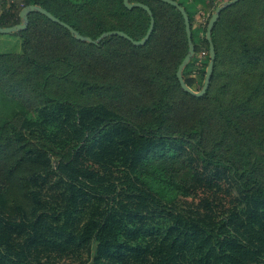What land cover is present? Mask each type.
<instances>
[{"label":"trees","instance_id":"16d2710c","mask_svg":"<svg viewBox=\"0 0 264 264\" xmlns=\"http://www.w3.org/2000/svg\"><path fill=\"white\" fill-rule=\"evenodd\" d=\"M130 1L155 17L144 45L77 39L34 10L10 33L21 51L0 52V264H264V0L222 10L202 96L177 77L181 10ZM177 1L199 91L209 22L202 35ZM33 4L94 40H140L151 23L124 0H0V26Z\"/></svg>","mask_w":264,"mask_h":264},{"label":"water","instance_id":"95a60500","mask_svg":"<svg viewBox=\"0 0 264 264\" xmlns=\"http://www.w3.org/2000/svg\"><path fill=\"white\" fill-rule=\"evenodd\" d=\"M175 6H177L181 12L183 13L184 17H185V22H186V30H187V34H188V42H189V50L186 54V56L184 57L183 61L180 63L178 70H177V77L182 85V87L187 90L190 93H193L197 96H202L203 94L206 93V91L208 90L209 86H210V82H211V78H212V74L214 71V63H215V59H216V49H215V44L213 42L212 39V30L214 28L215 23L217 22V20L220 17V14L222 12V10L224 8H226L229 5L235 4L236 2L240 1V0H229L226 1L224 3H222L221 5H219L217 7V9L215 10V12L213 13L209 23H208V27H207V39L209 41L210 44V62L209 65L207 67V72H206V77H205V81L203 84V87L201 90L199 91H195L194 89H192L185 81L184 79V75H183V69L184 67L189 63V61L191 60V58L193 57V55L195 54V44L193 41V33H192V25L190 22V17L189 14L186 10V8L181 5L177 0H165ZM126 6H128L129 8H134V7H142L144 9H146L150 16H151V23H150V27L149 30L147 32V34L140 40H136L134 38H132L129 34H127L126 32L122 31V30H109V31H105L103 32L97 40L92 39L90 36H85L83 34H81L78 30H76L74 27H72L70 24L60 20L58 17H56L55 15H53L50 11H48L46 8L39 6V5H29L26 6L25 8L22 9L21 11V16L23 18V22L13 25V26H8V27H2L0 26V33L2 34H10L12 32L15 31H19L22 29H26L29 25V14L31 13V11L34 10H38L41 13L46 14L47 16H49L52 20H54L55 22H59L63 25H65L66 27H68L72 33L75 35V37L77 39H81V40H88V41H100L103 37L109 36V35H121L124 36L126 38H128L129 40H131L135 45H144L146 44V42L148 41V39L151 36V33L154 30V26H155V17L153 14V11L151 9V7L143 2L140 1H136V2H131L130 0H124Z\"/></svg>","mask_w":264,"mask_h":264},{"label":"rangeland","instance_id":"374dc122","mask_svg":"<svg viewBox=\"0 0 264 264\" xmlns=\"http://www.w3.org/2000/svg\"><path fill=\"white\" fill-rule=\"evenodd\" d=\"M186 3L193 14L194 27L200 28V33L203 35L206 24L210 21L211 12L215 7L209 6L210 0H181ZM215 6L224 3V0H212ZM217 9V8H216ZM215 12V10H214ZM22 39L16 35L0 33V52H19L21 51ZM193 63L194 72L200 69H206V62L209 60V51L204 49L202 53L196 55ZM209 65V63H208ZM207 66V67H206ZM207 72V71H206Z\"/></svg>","mask_w":264,"mask_h":264},{"label":"built area","instance_id":"2783aa9c","mask_svg":"<svg viewBox=\"0 0 264 264\" xmlns=\"http://www.w3.org/2000/svg\"><path fill=\"white\" fill-rule=\"evenodd\" d=\"M11 2H15V1H17V0H10Z\"/></svg>","mask_w":264,"mask_h":264}]
</instances>
